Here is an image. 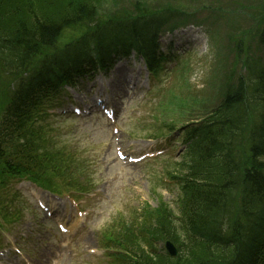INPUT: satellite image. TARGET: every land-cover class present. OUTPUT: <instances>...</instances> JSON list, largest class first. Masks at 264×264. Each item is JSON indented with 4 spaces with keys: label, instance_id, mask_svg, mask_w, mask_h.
Here are the masks:
<instances>
[{
    "label": "trees",
    "instance_id": "1",
    "mask_svg": "<svg viewBox=\"0 0 264 264\" xmlns=\"http://www.w3.org/2000/svg\"><path fill=\"white\" fill-rule=\"evenodd\" d=\"M76 3L70 5L72 8V14L70 16H62L59 20L54 19L51 15H48V17L44 18L37 17L32 28H29V26H27L25 22H21V24L17 26V32L26 33V35L24 36L26 38L15 34V36H17L15 38H13V35L7 37L6 39H0V60L6 59L7 56H11L14 59L20 58L25 51L23 48H29L30 45L35 42H44L51 40L53 36L57 34L58 26H60V23L62 21H72L75 20L77 16H83L89 12L88 7L80 2V0H77ZM23 59L24 57L22 58V60ZM261 82L264 86V72L262 73ZM262 93H264V87L262 92L259 89L255 91L256 96L258 94L264 96ZM247 94L248 92L244 88H242V90H231L228 94L225 95V98L227 99L226 104L230 107H235L236 112L241 111L245 114V116H247L248 110L242 107L246 98L245 95ZM259 102H263L262 97H260ZM256 130L260 137L264 139V116L262 123L257 126ZM218 147L221 149L223 148V146L219 143ZM262 149L264 150V142H262ZM255 152L259 153L256 149ZM254 160H257L256 156H253L252 161ZM249 165L250 162L247 161L243 169V174H245V171L248 172L245 182L254 185L256 190L254 194L255 198H259L262 200V198L264 199V179L260 171L264 172V164L259 163V167L257 169H253V167L249 169ZM217 199H220V197L219 193L216 191H206L200 198L197 199V212L199 221H210L213 219Z\"/></svg>",
    "mask_w": 264,
    "mask_h": 264
},
{
    "label": "rangeland",
    "instance_id": "2",
    "mask_svg": "<svg viewBox=\"0 0 264 264\" xmlns=\"http://www.w3.org/2000/svg\"><path fill=\"white\" fill-rule=\"evenodd\" d=\"M17 1L18 0H6L4 3L6 4V3L17 2ZM35 1H36V4H37V6L39 8L43 7V3H42L43 0L42 1L41 0H35ZM54 1H56L58 4H64L65 3L64 0H54ZM103 1L108 4L107 1H110V0H103ZM120 1H121V4L126 8V10H128L130 5L133 4L132 0H120ZM208 1L209 2L207 4V7H208V10H209V8L212 6L211 3H215V2H217V0H208ZM223 1L226 2V0H223ZM245 1L246 0H244V2ZM148 2L150 4L158 3L157 0H148ZM244 2H243V0H229V2H227V3L223 4V5H214V6H221V7L225 6L227 8H231L232 6H235L236 9H240L239 13L236 15V18H238V20H241L243 18V16H244L243 15V11H244L243 3ZM58 6L59 5L56 4L54 6L49 7V9L56 10V9H58ZM188 6H192V7L196 8V6L194 4L193 5L186 4L184 6V8H187ZM192 10H194V9H190V10H187L185 12L190 13V12H192ZM197 12H199V11H197ZM254 12H256V11H254ZM207 46L208 47L206 49H203L201 51V53L204 54L202 56V59L206 62L207 66H208V69H201V68L196 69L194 71L193 75H192V77L194 78V81L196 83H200L201 84L200 86L204 85L203 82L206 80V75L209 72H211V74L215 77V79L220 81L221 80V76L219 75V72H221V69L223 67H227V64L224 61L217 62V61L214 60L213 54H210L209 48H214L216 46L215 43L211 42ZM231 55H232V52L227 53V57L228 58L231 57ZM207 91L211 95H215L209 90V88H207ZM155 120H156L155 116H151V117H149L147 119V121L151 122V123H154ZM127 131L128 130H126V132ZM145 175H146V170H141V169H136V170H134L133 173L129 174V176H128V184L130 186V194H129V196L131 198H135L136 195L138 197H140L144 193V188L143 187H139L138 188L137 194H136V189H137V187L139 186L140 183L145 181V179H144ZM100 179H103V176H100ZM158 190L161 191L160 189H158ZM24 197L31 202L32 199L29 198L28 194H26ZM167 198L168 199H172L173 198V194L167 195ZM33 210H34V213H35L34 207H33Z\"/></svg>",
    "mask_w": 264,
    "mask_h": 264
},
{
    "label": "bare ground",
    "instance_id": "3",
    "mask_svg": "<svg viewBox=\"0 0 264 264\" xmlns=\"http://www.w3.org/2000/svg\"><path fill=\"white\" fill-rule=\"evenodd\" d=\"M198 18H199V16H198ZM185 25H186V27L189 29V30H191V22L189 21V20H186L185 21ZM141 37H143V36H139L137 39H139V38H141ZM149 56H152V61L155 63V64H162V63H157V62H155V60H153V58L154 59H157L158 57H157V55H155V54H151V53H149L148 54ZM252 163V167H253V169H257L258 167H259V161L258 160H254V161H252L251 162Z\"/></svg>",
    "mask_w": 264,
    "mask_h": 264
}]
</instances>
